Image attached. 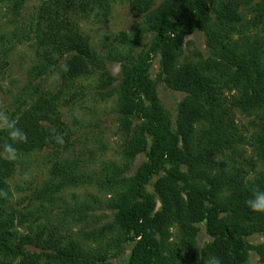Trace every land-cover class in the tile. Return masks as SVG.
I'll use <instances>...</instances> for the list:
<instances>
[{"label": "trees", "instance_id": "16d2710c", "mask_svg": "<svg viewBox=\"0 0 264 264\" xmlns=\"http://www.w3.org/2000/svg\"><path fill=\"white\" fill-rule=\"evenodd\" d=\"M1 1L8 2L16 16L32 0ZM110 1L41 0L28 25L39 58L33 72L43 76L59 68L64 84L89 75L97 56L80 22ZM127 1L145 18L153 38L148 47L136 53L142 33L137 32L134 40L122 35V42L131 47L119 57L123 81L118 113L126 126L129 118L142 120L145 132L131 149L124 143L126 161L146 153L148 162L134 178L122 180L118 176L128 166H108L120 188H115L107 203L116 211L118 234L106 250L112 253L130 242L135 244L130 256L120 259L119 264H208L213 256L221 264H251L246 239L264 234V213L252 212L245 201L254 187L264 188V170H257L256 162L246 158L244 146L251 145L264 165V37L257 32L246 34L243 28L258 30L264 25V7L257 5L253 9L256 17L246 21L243 11L255 0ZM196 31L204 33L211 55L201 64L181 58L187 36ZM158 56L164 82L186 95L176 127L150 76ZM61 107L62 93L37 87L36 98L16 119L17 127L27 134L26 143L14 145L17 156L69 148L72 131L63 121ZM238 111L263 114L261 124L255 125L259 131L252 136L253 142L237 123ZM56 136H63V144L55 142ZM9 142L6 133L0 132V264H109L107 251H88L70 234H63L61 224L53 225L49 213H45V223L26 226L31 219H40L32 212L17 214L11 208L8 181L17 161L3 154L2 146ZM162 174L150 193L148 186ZM95 180L99 184L97 179L79 173L76 163L60 160L54 163L49 182L36 198L54 205L65 190L92 185ZM83 208L85 212L94 207L83 203L82 212ZM43 211L53 212L42 206L40 218ZM199 223L206 224L213 239L202 252L195 241ZM21 227L26 228L25 234ZM174 227L179 235L171 241ZM101 232L89 237L103 240ZM258 250L264 263V246Z\"/></svg>", "mask_w": 264, "mask_h": 264}, {"label": "rangeland", "instance_id": "374dc122", "mask_svg": "<svg viewBox=\"0 0 264 264\" xmlns=\"http://www.w3.org/2000/svg\"><path fill=\"white\" fill-rule=\"evenodd\" d=\"M40 1H30L15 16L9 3L0 0V111L16 120L36 98L38 86L53 94L62 93L60 111L63 121L72 131V140L69 148L62 152L51 149L17 156L15 173L8 181L12 192L10 205L17 214L32 212L34 218L37 216L40 219L39 222L31 219L26 226L45 223L46 214L49 213L53 225H62L63 234H70L72 239L80 242L88 251H107L109 254L106 263L119 264L120 259L130 256L135 244L130 242L122 250L112 253L106 250L107 243L118 234L116 211L109 208L107 203L113 198L115 188H120L119 180L134 178L148 162L146 153H141L126 163L124 143L128 142V149H131L139 139L145 137V132L142 120L137 117L129 118L126 126L118 113L119 92L123 81V66L119 57L120 54L128 53L131 47L122 42V35L134 40L137 32L142 33V38L137 41V53L148 47L153 34L147 31L145 18L133 11L127 0H111L107 6L96 7L88 19L80 22V27L89 36L97 60L92 64L89 75L64 84L59 68L43 76H37L33 72L39 58L33 38L28 32V25ZM257 5L264 7V0H255L251 8L243 11L246 21L256 17L253 9ZM243 30L249 35L257 32L259 37H264V25L258 30ZM234 38L238 40L240 36L236 35ZM210 57L203 32L196 31L187 36L182 59L201 64ZM63 64L64 61L62 68ZM150 76L157 84L159 98L171 113L176 127L179 106L186 95L173 90L164 82L161 57L158 56L153 61ZM262 115L259 111L250 115L236 112L237 123L249 142H253L252 136L255 131H259L255 125L261 124ZM244 150L246 158L256 162L257 170H264L253 147L248 144L244 146ZM60 160L76 163L79 173L97 179L99 184L95 180L92 185L71 187L62 193L61 200L54 205L41 202L36 198V193L49 182L50 171L54 163ZM110 163L117 164L121 169L128 166V170L115 181L108 167ZM162 176L163 174L155 177L148 186L150 193H154L153 185ZM95 200L101 203H96ZM83 203H91L94 208L85 212L83 208L82 212ZM42 206L53 212L43 211V217L40 218L38 214L41 216ZM195 227L197 249L202 252L212 244L213 239L209 236L205 223L196 224ZM19 230L22 234L27 232L24 227ZM100 232L104 236L103 240L94 241L89 237L90 234ZM171 233V241H174L179 235L178 228H171ZM246 241L250 247L251 264H264L258 250L264 246V234H254Z\"/></svg>", "mask_w": 264, "mask_h": 264}, {"label": "clouds", "instance_id": "9594fccd", "mask_svg": "<svg viewBox=\"0 0 264 264\" xmlns=\"http://www.w3.org/2000/svg\"><path fill=\"white\" fill-rule=\"evenodd\" d=\"M65 71L67 68L65 67ZM0 132L6 133L9 143L2 146V151L6 159L12 161L17 158V149L14 147L16 144L27 142V134L17 127L15 119L9 116L8 113L0 111ZM55 142L63 144V136H56ZM245 205L252 212L264 213V188L254 187L249 197L245 201ZM208 264H221V260L217 257H211Z\"/></svg>", "mask_w": 264, "mask_h": 264}]
</instances>
